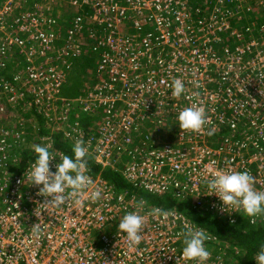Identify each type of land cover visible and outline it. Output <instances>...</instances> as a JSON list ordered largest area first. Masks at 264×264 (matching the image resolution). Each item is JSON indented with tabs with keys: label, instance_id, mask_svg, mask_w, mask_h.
<instances>
[{
	"label": "built area",
	"instance_id": "2783aa9c",
	"mask_svg": "<svg viewBox=\"0 0 264 264\" xmlns=\"http://www.w3.org/2000/svg\"><path fill=\"white\" fill-rule=\"evenodd\" d=\"M205 1L202 5L207 6ZM228 1L215 0L216 10L211 13L217 28L209 32L208 9L204 14L200 9L193 12L188 0H69L71 7L86 8L90 13L73 19L64 49L56 56L62 66L27 68L24 76L30 85L41 87L37 104L44 100L43 93L49 97L63 87L64 71L81 56L79 49L89 47L97 54L93 59L98 80L93 95L80 103V114L101 113L98 137L86 141L85 146L92 161L88 175L102 195L95 201L85 196L81 206L69 203L49 213L43 208L46 198L39 195L42 186L28 182L26 172L31 164L20 175L8 174L12 189L0 187V264H187L181 258V241L175 237L185 226H199L176 209L179 215L167 219L147 216L141 244L129 247L118 232V224L126 212L145 200L133 192L118 191L104 180L101 173L107 168L118 171L126 184L156 198L209 199L218 207L205 209L215 215L219 212L218 217L229 223H235L242 212L222 211L221 201L208 192L202 177H211L220 166L228 171L247 170L254 177L255 188L264 191V183L257 180L264 176V47L258 41L264 37V27L234 28L229 21L232 13L226 6ZM21 19L14 25L27 26L19 31L29 35L10 40L8 46L12 50L23 47L20 53L28 49L29 58L48 55L57 35L46 31L43 24L50 27L56 22L34 14ZM29 19L31 24L25 23ZM89 20L94 23L89 37L75 42L82 23ZM72 48L75 54H70ZM252 50L259 53L251 54ZM4 67L0 54V70ZM19 79L13 82L19 83ZM175 79H180L186 89L179 98L171 94ZM4 90L11 92L13 86L7 84ZM22 90L20 95L30 93ZM13 96V101L19 98ZM91 99L92 105L87 104ZM193 103L205 108L207 123L198 132H187L178 127L176 117ZM153 125L168 126L182 147L172 151L169 143L152 142L150 146L147 141H137ZM218 126L227 127L231 138L236 139H214ZM69 128L71 140H83L77 123ZM191 139L194 148L186 146ZM1 143L0 159L6 150ZM190 149L196 154L193 157ZM56 163L51 162L53 172ZM7 166L0 165L3 181L8 178ZM7 191L10 196H5ZM151 208L163 209L146 203L142 214ZM36 223L46 229L43 239L31 235L30 228ZM208 264H225V259L212 255Z\"/></svg>",
	"mask_w": 264,
	"mask_h": 264
},
{
	"label": "rangeland",
	"instance_id": "374dc122",
	"mask_svg": "<svg viewBox=\"0 0 264 264\" xmlns=\"http://www.w3.org/2000/svg\"><path fill=\"white\" fill-rule=\"evenodd\" d=\"M210 1L211 0H207L204 3H207V6L209 7V5L211 4ZM233 1L235 2L234 7H230L228 9L229 12H231L235 16H236V13H239L241 15H245V18H255L257 19V21H259L258 26L263 29L264 27V20H263L264 19V0H233ZM57 2L58 0H50V2L46 4H42V0H2V2H0V54L2 55V60L5 65V67L2 70H0V122L4 124H8L7 126H4L3 129L0 128V143L2 142L1 145L6 146L4 155H2L3 157L0 159V165H5V166L8 165L7 169L9 171V173L8 171L7 172L5 170L3 171L4 173L5 172L7 173L8 178H4V180L6 181H3L2 179H0V181L1 180L3 181L2 183H0V187L9 186L10 190L12 189V184L10 185L8 184V179L10 180L8 174L13 172L9 164V159L11 157V147L12 149L19 151L21 153L23 151H28L31 153L33 152L32 145L42 143V142L43 143L48 142V140H45V138H48L50 140V138L46 136L45 137L34 136V134H36V132L39 130V126H38L37 119L35 116L43 115L44 117L48 118L49 122L47 121L48 125L46 126L53 124V126L51 127V131L63 132L65 135V138L72 141V145H73L75 140L77 139L80 140L81 138L77 137L76 139L71 140L70 138L73 137V132H72V129L68 127L69 124L63 121H59V120H61V118L68 119V116L71 112H75L77 113V115L82 113L83 106H81L80 103L82 101H85L91 95H93L94 90L88 89V87L90 86L91 81L96 83L98 80L96 70L94 74V71L92 69L90 70L89 68L84 69V74L82 76H80L81 73L83 72L81 70L74 73V74H77L76 75L78 76L77 78H80V79H76L75 81L69 79L70 78L69 75L72 74L73 70L75 71L74 66L77 65L79 60L81 61L84 60V57L87 59L97 58V54L92 53L88 47H86L85 49L84 48L79 49L81 56L76 57L75 60L72 61L73 65L71 66V68L67 71H64L65 73L64 85L66 84L68 88L71 87L70 88L71 91L64 92L63 87L61 85L58 93L51 94V96L49 97H47V95L46 94L44 95L43 93V95L41 96H43L42 99L44 100L36 104V101H39L40 94L38 91L41 87L39 86V84L30 85L29 83H27L25 81L24 70H27V68L36 69L38 68V66L45 65V64L49 65L46 67L62 66L61 63L63 62L61 60H58L56 56H57V53L59 54L61 50L63 51L65 44L58 45L55 42V46L54 47L51 46L48 55H46L45 57H41L40 59V56L38 55H35L34 57L29 58L27 54L28 49H26L25 52L20 53L23 47H18L19 49L13 47L14 49L12 50L11 49L12 47H9L8 43H10L11 42L10 40L14 38L24 39L25 37L29 35L28 33L24 35L21 31H19L21 27H27V26H22L20 24L18 27V25L17 26L14 25L15 22H17L18 20L23 21L21 19L22 17H27V15L34 14L32 11L34 8L38 10L44 7V9L46 10L47 9H49V11L55 10L56 13H60L59 11L60 8H58L59 5L57 4ZM52 3L54 5H52ZM249 5L257 9L256 10L249 9L248 11L247 7H250ZM207 9H208V13L206 16V18L208 19L207 27L209 29V32H211L212 27L215 28V30L217 28L215 26L217 24L215 22V18L213 19L214 15H212L211 13V12H214V10L216 9L215 7H211V10L210 8H207ZM89 13L90 12H88V14ZM77 17L78 16H75L74 19ZM27 21L25 23L31 24L30 19ZM87 37H89L88 33L84 35L83 33H80L77 36L75 42L79 43L83 39H87ZM258 41H259L260 47L261 46L264 47L263 45L264 37H262ZM256 49H258V51L260 52V49L258 48V46ZM258 51L252 50L251 54L256 55L259 53ZM70 54H75V50L73 48ZM70 56L71 55H69V57ZM248 59H251V58L249 57ZM9 77L12 79L17 78V77L22 78L16 81V82H19V84H16V86H13V90L11 92L10 90L9 91L4 90V86L5 85L7 86V84H10L9 81H7ZM2 82L6 84H3ZM74 83H76L75 87H73ZM77 84H78V89H77ZM22 89L30 90V93H26L25 91L26 94L20 95L21 92H24V90ZM13 95H18V97L21 99L18 98L15 101H13V97H14ZM92 103H93V100L91 99L90 103H87V104L92 105ZM65 104L69 106L64 107ZM33 110L36 112V114L35 115L31 114L32 116L29 115V118H25L22 115L24 113H30ZM98 120L100 121V117ZM23 124H28L29 126V129H30L29 138L25 142H21V141L18 142V144L22 145V147H17V145H14L13 142H15L16 138L22 135L21 134L22 130L20 129V126L19 127L17 126L23 125ZM153 126L155 127H147L146 129L149 132H154L153 130L156 129V132H158L160 135L163 136L162 140L159 141L158 139H156L154 140V142H157V144L159 145H162V144L164 145V143H169L168 145L171 147L172 151L182 147V145L178 141V137L174 136V134L176 133H173L172 130H169L168 126H167L168 128L165 125L163 126L153 125ZM99 129H101V122L100 124L95 125V129L93 130L95 131L94 133L98 132ZM231 135L232 134L228 135L226 138L232 139ZM169 138H172V140L169 141ZM235 139H232V140H235ZM145 146H147V143H145ZM186 146L189 148H194L195 145L193 143V139H191V143ZM188 153L190 154L191 157L196 155L194 154V149H190ZM262 153L264 155V146L262 149ZM60 154H63V153H60ZM60 154L58 153L57 155H60ZM64 155H67V154H64ZM18 156L19 154L16 157ZM4 157H5V160H4L5 163L2 162ZM12 160H13V163L16 162L15 159H12ZM219 168L220 170H224L222 166H220ZM0 173H1V170H0ZM257 180L259 182L264 183V176L263 175L258 176ZM4 194L5 196L7 195L10 196V191L5 192ZM198 201L201 204L200 205L201 208H208L211 205L209 199H204V200L199 199ZM211 206L214 208L218 207V205L215 202L212 203ZM218 214L216 216H218ZM212 255L222 256V255H227V252L223 251L222 254L221 253L217 254V253L212 252ZM234 262H235L234 264H237L236 261Z\"/></svg>",
	"mask_w": 264,
	"mask_h": 264
},
{
	"label": "clouds",
	"instance_id": "9594fccd",
	"mask_svg": "<svg viewBox=\"0 0 264 264\" xmlns=\"http://www.w3.org/2000/svg\"><path fill=\"white\" fill-rule=\"evenodd\" d=\"M49 2L50 0H42V4ZM44 10L46 9L42 7L41 11ZM171 88V94L176 98L181 97L186 91L180 79H175ZM176 119L181 130L198 132L207 123L206 110L197 103H193L181 109ZM211 134L210 132L209 135ZM45 140L48 142L32 145L35 159L26 172L30 185L42 186L39 195L46 198L43 208L52 213L69 203L73 207L81 206L85 196H90L94 201L99 200L102 190L95 186L93 179L88 175L89 149L84 141L75 140L71 156L64 154L58 156L53 143L48 138ZM52 161H58L54 172L50 167ZM202 181L208 192L221 201L222 211L232 209V212H242L252 222H255L257 217L264 216V191L255 188L254 177L249 171L218 170L211 177H202ZM47 198L51 199L47 200ZM145 205V201H139L136 209L126 212L118 224V232L128 242L130 248L141 244L147 216L167 219L179 215L174 208L167 210L151 208L146 214H142ZM30 230L32 237L36 240L43 239L46 234V229L38 223L34 224ZM175 238L181 241V258L187 264H208L212 253L206 245L212 237L205 229L185 226ZM253 260L255 264H264V244L259 247Z\"/></svg>",
	"mask_w": 264,
	"mask_h": 264
},
{
	"label": "trees",
	"instance_id": "16d2710c",
	"mask_svg": "<svg viewBox=\"0 0 264 264\" xmlns=\"http://www.w3.org/2000/svg\"><path fill=\"white\" fill-rule=\"evenodd\" d=\"M203 0H188V4L192 6V11L195 12V10L200 9L201 14H204L207 8L214 7L216 5L215 0H211L212 3L208 6L202 5ZM230 1L234 2L233 0H229L226 3V6L228 8L234 7L233 3H229ZM2 2V0H0ZM247 2V1H246ZM245 2V3H246ZM57 4L59 5L58 8L60 13H56L54 11H47L44 10L43 12L45 15L50 18L52 17L53 21L56 22V25L46 27L43 24V27L46 29V31L55 33L57 35L56 43L58 45H62L65 43V40L68 38L67 31L72 28L73 26V19L75 16H78L77 18L81 17H88V10L86 8L82 9L84 10L82 12L81 9H77L74 7H71L69 4V0H58ZM52 5H54L52 3ZM56 5V4H55ZM247 7V10L249 9L256 10L257 8ZM57 8V9H58ZM34 17L40 16L44 17L45 19H48L45 15H40L42 11H38L33 9ZM70 12V13H69ZM208 12V10H207ZM83 14V15H82ZM193 14L194 17L199 16ZM245 14V13H244ZM229 18V21L231 22V25L236 29H242L244 30L247 26H250L251 28H256L258 26L259 21L255 18H245V15H241L239 13H236V16L232 14ZM248 15V14H247ZM55 19V20H54ZM264 20V19H263ZM248 22V23H247ZM94 23L89 20L85 23H82V31L81 33L86 34L90 32V29L93 27ZM66 30V33H65ZM67 35V36H66ZM227 38L226 43L230 45V40L228 39V35L225 37ZM84 42V41H83ZM234 46V45H233ZM89 48V47H88ZM233 48V47H232ZM75 67V71L73 70L72 74H70V80H76L80 79L77 78V74H74L78 72L79 70L83 71L80 76L84 74V69H92L95 74L96 70V63L94 59H87L84 57V60H79ZM78 67V69H77ZM73 75V76H72ZM82 79V78H81ZM9 81L10 85L16 86V83L13 82V79L9 77L7 80ZM90 83V82H89ZM19 84V83H17ZM95 82L91 81L90 86L88 89H92ZM76 86V83L73 84V87ZM71 87L68 88V86L65 84L63 85V91L69 92L71 91ZM78 89V84H77ZM63 92V93H64ZM100 113V112H98ZM36 114V112L33 110L30 113H24L22 114L25 118H29V115ZM37 123L39 126V130L34 134L36 137H49L50 141L53 143L54 150L56 153L60 154H67L69 156L72 155V143L67 141L65 138V135L63 132H57V131H51V127L53 124L48 125L49 119L44 117L43 115H36ZM62 117V116H61ZM101 113L93 114V115H87V114H79L75 112H71L68 116V119L66 118L65 122L69 124V127L71 125L77 123V125L80 127L81 132L83 133V141L84 144L86 141L90 140L92 137H98V132L94 133L93 131L95 129V125L100 124L101 121ZM70 118V119H69ZM48 121V122H47ZM7 122V121H5ZM8 124H4L0 122V128H4V126H7ZM20 126L21 134L18 138L15 139L14 145H17V147H22V145H19L18 142H25L29 138V126L28 124L18 125ZM230 130L227 127H221L218 126V128L213 132L214 133V139H217V141H222L225 137L230 135ZM53 132V133H52ZM151 135L152 137H150ZM213 135V134H212ZM211 135V136H212ZM25 138V139H24ZM163 136L160 135L158 132H149L147 129L143 131V133L140 135L139 139L137 141L145 142L147 141L150 146H152V142L154 140L158 139L159 141L162 140ZM220 142V143H222ZM19 154L18 157H16ZM35 154L33 152L23 151L22 153L19 151H16L12 149L11 147V157L9 159V164L11 165L12 174L13 175H20L23 171L26 170V168L34 161ZM15 159L16 162L13 163V160ZM32 161V162H31ZM88 165L91 164V159L87 158ZM31 162V163H29ZM96 170V169H95ZM104 180L107 182L113 184L116 188V190H126L130 194L133 192L138 197L142 198L146 201L147 205L149 206H162L163 209H176L179 213L185 215L188 217L189 220H191L193 223L198 225L200 228L205 229L210 235L211 240L210 242H207L209 250L213 253L222 254L223 251L227 252V255H223L225 259V264H231L235 263L237 264H255V261L253 260L256 252L258 251L259 247L264 244V216L257 217L255 219V222H252L247 216H244L243 213L237 218L235 223H229L228 221L224 220L223 218H219L210 210H206L205 208H201L200 204L197 205L198 200L197 199H176L173 197H163V198H156L153 196H150L147 192H144L143 190H140L137 187H132L131 185L126 184V181L123 179L122 175L118 171H111L108 168L103 170L101 173Z\"/></svg>",
	"mask_w": 264,
	"mask_h": 264
},
{
	"label": "crops",
	"instance_id": "0c3cea01",
	"mask_svg": "<svg viewBox=\"0 0 264 264\" xmlns=\"http://www.w3.org/2000/svg\"><path fill=\"white\" fill-rule=\"evenodd\" d=\"M249 20H250V18H249Z\"/></svg>",
	"mask_w": 264,
	"mask_h": 264
}]
</instances>
